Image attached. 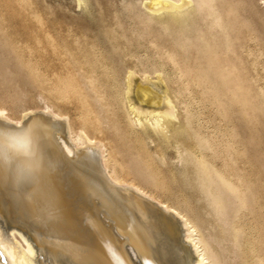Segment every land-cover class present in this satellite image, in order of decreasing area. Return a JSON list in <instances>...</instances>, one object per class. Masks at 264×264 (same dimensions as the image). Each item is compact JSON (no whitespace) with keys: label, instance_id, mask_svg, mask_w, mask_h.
I'll use <instances>...</instances> for the list:
<instances>
[{"label":"bare ground","instance_id":"1","mask_svg":"<svg viewBox=\"0 0 264 264\" xmlns=\"http://www.w3.org/2000/svg\"><path fill=\"white\" fill-rule=\"evenodd\" d=\"M102 1L93 0L98 9V23L108 42L105 53L97 51L92 35L88 36L77 21L74 20L76 25L64 24L67 27L64 31L54 29L49 33L34 0H0V122L21 126L30 121L42 156L40 171L32 175H21L15 165L0 168V264H221L219 261L224 259L219 257L224 251H231V259L225 258L230 264H264V77L259 78L256 72L258 58L264 52L257 51L261 44L258 45L248 26L242 24L237 3L117 0L115 8L114 1L105 0V5ZM86 2L75 0L78 8ZM254 4L248 0L252 11ZM119 7L127 11L140 35L128 33ZM44 12L53 17L47 8ZM56 18L58 26L60 20ZM27 23L32 28L26 41L19 35L18 27ZM73 26L79 30L77 33L71 31ZM145 31L153 33L151 47L160 59L175 68L182 86L188 89L191 84L199 88L204 93L203 100H209L215 107L227 139L213 145L210 140L200 138L194 132L196 129H191V118L178 104L175 90L178 81L169 80L157 71L159 83L154 90L144 85L146 77L144 82L140 78V82L136 79L137 72L125 69L126 84H121L126 85L123 101L127 126L164 127L182 145L180 153H184V160L192 170L199 196L203 194L206 202L203 201L211 209L222 242L229 239L226 243L230 245L225 243L228 247L219 256L200 236L199 230L204 225L198 230L195 225L198 222L194 223L186 214L182 216L179 210L178 213L139 187L147 184L166 191L170 180L167 178L164 185L165 176L151 163V157L147 158L149 151L147 155L142 148H128L125 134H119L118 123L114 121L110 97L101 87L104 81L100 78L107 76L108 70L103 63L119 64L130 56L135 35L142 37ZM188 32L199 33L192 39V35H186ZM159 38L165 39L169 47L163 44L159 48ZM250 41L256 49L250 50ZM36 51L49 54L46 60L51 70L49 80L38 76L33 63L22 57V53ZM134 84L144 86L136 94L144 106L128 97ZM26 86L41 92L48 100L43 113L48 108L56 110L49 120L33 115V110L22 121L6 113L2 105L8 101L15 108ZM72 96L80 104L77 114L91 125L88 129L96 128L95 133L106 134L104 142L88 137L86 129L74 134L68 118L59 115L57 104L69 103ZM57 116L62 120H57ZM115 139L123 140V146L114 148ZM153 158L156 159L154 155ZM162 162L163 166L164 159ZM121 172L132 180H124ZM111 182L115 186H109ZM50 200H54L55 211L47 210ZM246 213L251 216L247 217L250 222L254 219L256 222L249 233L243 222ZM214 242L211 240L212 245ZM222 255L223 258L225 254Z\"/></svg>","mask_w":264,"mask_h":264},{"label":"rangeland","instance_id":"2","mask_svg":"<svg viewBox=\"0 0 264 264\" xmlns=\"http://www.w3.org/2000/svg\"><path fill=\"white\" fill-rule=\"evenodd\" d=\"M110 1H114V3H116L117 0H110ZM121 1H123V0H121ZM230 1L232 2V4H235V2L237 3L236 7L238 10V14L240 13V16L243 17L242 18V22H243L242 24H244V26L245 25L248 26L249 30L256 37V40L259 41L258 45L261 44L263 46V47H261V45H260V47L258 46V48L263 49V50H260L257 48V51H259L260 53L264 52V27H262L264 25L261 24L262 22L264 23V0H253V2L255 3L253 6V11L257 10L255 13H256V15L260 16V17L258 16L259 18L253 13V11L251 9H249L250 7H249V5H247L248 0H242V1L241 0L240 1L235 0L234 2L232 0H230ZM34 2L36 5L35 6L36 10L41 17V19L43 21L44 28L47 32L53 33L54 29L55 30L59 29L61 31H64L67 29L66 25H64V24L69 23V22L75 23V21H77L78 23L81 24V26L83 25L85 31L87 30L86 34L88 36L91 37V35H92V39L96 43V47H97L98 52H100V53L104 52L105 53V51L108 50V42H107L106 36L102 32L101 25L98 23V9H97L95 3L93 2V0H87V2L84 5L80 6L79 8L76 5L75 0H34ZM102 3H104V5H105L107 3V1L103 0ZM244 5H245V8H244ZM84 6H86V7H84ZM44 8H47V10H49V12L53 14L52 15L53 17H48L46 15V13L44 12ZM115 8H118L117 3H116ZM241 8L243 9V11L241 10ZM118 10L120 11V17L122 19H125V23L127 24L126 27L129 28L128 33H131L132 31H134V32H137L138 35H140V32H139L140 30L137 27H135L134 21L130 17H127V11H125L123 8H120V7ZM250 10L252 11V13ZM247 11H249L250 13ZM49 12H48V14H50ZM246 13H248V14L246 15ZM252 15H254L253 17L255 19L252 18ZM55 18L60 20V22L58 23L59 24L58 26H57V22L55 23ZM5 19H8V15H5ZM256 20H257V22H256ZM260 20H261V22H260ZM250 21H252V22H250ZM249 22L251 24H249ZM52 23H54V25ZM74 25H76V23ZM53 26L55 28H53ZM19 27H18V31L20 33L19 35H21L23 40L27 41L28 40V31L32 28V25L27 23L24 26H22L20 28ZM71 31L74 33H77L79 30H77V28L75 26H73L71 28ZM88 31L91 32L92 34H90ZM198 33L188 32V34H186V35L187 36L192 35L190 37H192V39H193V36L196 37ZM144 34L145 35H143L142 37L135 35L136 43L134 42V45L132 46V48L129 51L131 53L130 56L125 57V59L120 61L119 64L109 63L111 61L103 63V65L105 64V66H107L108 70H106L107 76H105V77L102 76L101 77L102 79L100 78L101 81H104L101 83L106 84V87H104L105 85L102 84V86H101L102 90L105 91L104 93L106 95H109V97H110L111 109L114 112V113L112 112V114H114V116H116V117H114L115 118L114 121L116 123H118L117 124L118 126L117 125L116 126L119 127V134H123V133L125 134V135H123V136H125L124 142L127 144L128 148H131V149L133 148V149H137V150H140V148H142L141 150L144 151L147 155L150 153L147 158L151 157L150 158L151 163L156 165L161 176H165V178L162 179L164 185H165V182L167 183V178L170 180V183H169L166 191H163V190L159 191L157 188L155 190V187H153V186L151 187V185L147 186V184H140L139 187L142 188V191H144L148 195L152 196L154 199H156L160 202H163L168 207H170V205H171V208H174L175 210L177 209L176 211L178 213L180 211V214L182 216L186 214L185 216L190 218L194 223L198 222L197 224H195L198 227V230L201 227L200 225H202V227L205 226L204 228L206 230L204 228H203V230L202 229L199 230V233H200V231L202 233V234H200V236L204 239V241L207 243V245H209V247L212 246L211 249H214V252L216 251L218 256H219V252L225 250L224 247H228L230 245L229 243H228L229 245L226 243L229 239L225 242L226 245H228V246H225L224 241L222 242V240H221L222 236H221V233L219 231V228H217L218 224L215 223L216 219H214L215 217H213L212 216L213 214L210 213L211 209L209 208L208 204L205 203L206 200L204 199L203 194L201 196L202 198L199 196L201 193L196 188L195 179H192L194 177L192 170H191V168H189L190 166H188L186 164V161L184 160L185 159L184 153L183 152L180 153V150L183 151L182 150L183 147L182 148L180 147L182 145L177 141L175 136L173 134H170L171 132L168 131L164 127H162V128H164V129H162L161 127L153 128V127L146 125L145 128H143L142 126L136 124V125H134L135 127L133 126V128H135V129H133V128H130L129 126H127V122L125 119L127 116V113H126V108L124 105L125 103L123 101V98H125V91L124 90L126 89L125 88L126 85H124V84H126L125 73H124L126 68H132L135 72L138 73V77L136 79L140 80V82H141V79H142V82H144L146 80L144 82V85H147V87L154 89V90H157V88H158L157 84L159 83V81H158L159 77H157L155 74L156 71L160 72L164 77H166L169 80L178 81V79H177L178 74L176 73L175 68L170 63L160 59L156 55L153 48L151 47L150 42H151V38L154 37L153 33H149L147 31H145ZM148 34H150V35H148ZM193 34H195V35H193ZM159 40H160V42L158 41L159 48L162 47L163 44H164V46L169 47L170 44L167 43V41L165 39L159 38ZM161 40L163 41V43ZM229 42H231V39L229 40ZM29 43L33 46L32 42L29 41ZM253 44H254L253 41L249 42L248 45H249L250 50H253L255 48V47H253L254 46ZM263 54L261 55V57L259 56L260 57V58H258L259 63L257 65L258 69L256 68V72H257L259 78L264 77L263 76V73H264L263 72L264 71V55ZM22 57L28 58L29 61L33 63V66L35 69L34 71L36 72V74L38 76H41L44 80L45 79L49 80V77L51 75V70L49 69V66H48L49 64L47 65V62H46V60L49 59L48 53H45V52L39 53L37 51L32 52L30 54L22 53ZM15 68H17V70H19L18 69L19 67H15ZM97 70L100 73L99 67ZM260 73L262 74V76ZM145 77H146V79H145ZM124 80H125V82H124ZM122 82L124 84H121ZM137 82H139V81H137ZM182 83L183 82L178 81L177 82L178 88H176L175 90H176V93L178 92L177 93L178 94L177 100L179 99L178 104L180 103L179 104L180 109L181 110L183 109L182 111L185 112V114L187 113L186 115H189V117L191 118V120H190L191 129L193 131L196 129L194 132L195 133L198 132L197 134L200 138H202V139L206 138V139L210 140V142L213 145H215L216 143H221L224 139H227L226 138L227 132L225 131L223 125L221 124V120H220L218 114L216 113L215 107L212 104H210L209 100L208 101L203 100L204 93L201 92L199 88L194 87V85H191V84L189 85L188 89L186 88L187 89L186 90L182 86ZM141 84H143V83H141ZM141 84L140 85L134 84L133 85L134 88L132 87V89H130V92L128 93V97L132 96V98H130V99L134 103H137L141 106H144V104L141 101V99L139 98V96H137L138 95L137 89L139 87L143 86ZM155 84L157 85V87L155 86ZM154 86H155V88H154ZM180 87H181V90H180ZM31 88L30 87L28 88L26 86L22 90L20 96H18V104L15 108H12L8 101L2 106L6 109V113L10 117L15 118V119L20 118L21 121L25 120L27 118V115L29 116V114H30V112H32V110H33V115L36 114L40 117H43V118L49 120L50 117L53 116L52 115L53 111H56V110L48 108V109H46L47 111H44L46 113H43L42 110L48 107L47 106L48 100L45 98V96L43 94H41V92L35 91V89L33 90V88L32 89ZM39 93L42 96H38ZM133 94H135V95L137 94V95L135 96ZM30 96H32V97H30ZM111 96L113 98H111ZM119 96H120L121 100L118 99ZM136 98H137V100H136ZM120 101L123 104H121ZM68 102L69 103L65 102L63 104L62 103L57 104V108L59 109V115H62L64 118H68L67 121L71 125L73 133L79 134L82 129H84V130L86 129V134L89 135L88 137H91L93 140H96V141L104 142L107 139L106 134L105 133H95L96 128H93V129L89 128L88 129V127L90 125L88 123V121L86 120V122H85L84 118L80 117V115H78L80 104L78 103L77 99L72 96ZM74 106H76L77 109ZM93 106L95 107L94 104H93ZM36 112H38V113H36ZM33 115L31 113V116H33ZM24 117H26V118L23 119ZM57 117H58V118H56L57 120H59V121L62 120V118H60L59 116H57ZM57 120H55L53 122L55 123V122H57ZM83 125H85V126L83 127ZM137 126H139V127H137ZM85 127H87V128H85ZM87 129L89 130V132ZM141 129H143L145 132ZM156 130H157V132H156ZM156 133H158V134H156ZM163 136L165 139L163 138ZM138 139L140 142L138 141ZM67 142H68V144H70L69 141H67ZM114 142H115L114 148H117V147L120 148V146H123V140L120 142H117V139H115ZM141 143H142V145H141ZM140 146H142V147H140ZM138 147H139V149H138ZM144 147H145V150L143 149ZM147 151H149V153ZM153 151H155V153L156 152H159V153L155 154ZM75 153H78V151H75ZM153 155H154V157H156V159L153 158ZM162 155H163V157H162ZM159 156H161L162 158ZM163 159H164V164L162 166V164L160 162H162ZM155 160H157L158 163L155 162ZM184 161H185V163H184ZM159 163H160V165H159ZM164 165H166V166H164ZM121 177L126 181L132 180V178L129 177L124 172H121ZM191 181H192V183H191ZM106 182H109L107 180V178H106ZM134 183H136V182H134ZM172 184H174V185H172ZM171 185H172V187H171ZM194 185H195V187H194ZM109 186H115V185L113 184V182H111V183H109ZM198 198L199 199L201 198L202 200H199ZM205 209H206V211H204ZM207 209H209V210H207ZM187 210H189V211H187ZM207 214L210 215V217ZM249 216H250V214L246 213L244 218H243V222L245 221L244 222L245 230L248 233L253 228V225H255V223H256L255 219H254L253 223L250 222L249 218H247ZM191 217L194 219H196V218L197 219L194 220ZM210 218H212V219H210ZM206 220H208V221H206ZM256 220H257V217H256ZM205 223H207V226L210 224L209 225L210 227L209 226L207 227ZM212 225H214L216 227V230H215V227ZM211 227H212V229H211ZM210 233L212 235H210ZM213 235H215L216 237L214 238ZM117 238L121 239L118 235H117ZM180 238H181V236H180ZM181 239H183V238H181ZM217 239L218 240L220 239V240L217 241ZM207 240L209 241V243L207 242ZM211 240H213V241L215 240L216 242H214V243H216L218 246L222 242L220 245L223 244L222 247L224 249L221 246L217 247L216 244L212 245ZM213 246L216 247V250H215V247L213 248ZM217 249H218V251H217ZM220 249H222V250H220ZM225 252L226 251H224V253L221 252L220 257H219L220 260L224 259L225 262H224V260L219 261V259H218V261L220 263L223 262L221 264H224V263L230 264V262L226 261L225 258L228 257L227 260L231 259V257H230L231 251L230 252L227 251L228 255ZM183 253H184V251L182 250L181 254H183ZM222 254H225V256L223 258H222V256H223ZM233 256H234V254H233ZM233 256H232V259H235L236 257H233Z\"/></svg>","mask_w":264,"mask_h":264},{"label":"clouds","instance_id":"3","mask_svg":"<svg viewBox=\"0 0 264 264\" xmlns=\"http://www.w3.org/2000/svg\"><path fill=\"white\" fill-rule=\"evenodd\" d=\"M9 165H15L21 175H32L42 167L40 146L30 121L21 126L0 122V168ZM47 210L55 211L54 200L49 201Z\"/></svg>","mask_w":264,"mask_h":264}]
</instances>
